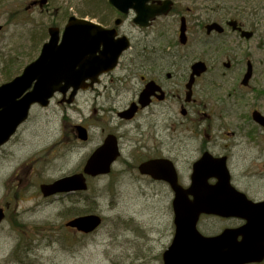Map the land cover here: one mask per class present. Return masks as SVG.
<instances>
[{"label":"rangeland","instance_id":"obj_1","mask_svg":"<svg viewBox=\"0 0 264 264\" xmlns=\"http://www.w3.org/2000/svg\"><path fill=\"white\" fill-rule=\"evenodd\" d=\"M31 1L36 0H0V24L3 25L0 33V85L20 75L38 58L43 44L49 40L50 27L63 33L68 18H82V12L88 13L84 19L98 24H101L99 18H107V10L92 8L98 0H47L45 5L38 2L37 6L35 3L32 6ZM174 1L176 12L156 19L149 29L138 28L133 23V13L119 28L120 34L132 41L131 49L125 53L113 75V85L125 94L118 96L115 88L104 90L101 86L98 88L100 96L90 90L80 92L72 105L61 104L56 97L47 108L34 106L30 120L19 128L12 141L0 149V207L8 208L7 218L0 226V264H163L162 255L173 232L170 197L166 194V185L150 184L138 177L136 141L139 138L134 130L138 125L186 127L189 120L180 114V105L175 107L177 110L169 120L174 126L166 125L161 119L155 120V117L147 118L146 113L125 126L124 129L130 131L123 157L113 166L110 175L90 179L87 192L44 198L39 186L78 173L89 155L103 143L107 133L119 126L115 113L134 100L133 93L127 90L141 85L139 77L131 78L129 83L121 82V85L115 80L127 75L124 69L137 62L146 42H152L157 49L178 50L175 43L179 41L182 17L188 27V45L182 52L192 60L202 59L209 53L217 62H226L231 55L228 50H232V54L238 53L235 63H239L241 69L237 70L238 66L233 63L229 72L222 71L227 76L219 79V84L226 86L220 95L225 114L214 117L210 127L257 129L256 124L242 119L246 117L242 113L249 106L250 113L257 110L264 114V0ZM111 14L108 27H113L118 18L116 12ZM232 16L241 19L239 22L255 36L247 43H239L243 44L241 47L226 36L223 41L229 47L219 46L221 51L215 54L212 47H206L209 38L200 36L198 25L216 19L225 27V19L231 17L230 20H234ZM228 31L231 32L227 28ZM247 60L254 67L250 90L235 92L234 79H240L243 70L246 72ZM10 61H14L12 71H19L11 80H5L3 71ZM111 79L103 78V81ZM76 125L88 128V142L74 137ZM165 145L168 146L166 142ZM182 147L181 155H176L184 171L183 152L187 149L192 154L193 146ZM234 154L236 156L230 163L232 175L239 181H243L240 178L260 180L264 185V144L249 149L237 148ZM254 192H260V189H254ZM88 213L102 216L103 224L98 231L84 235L66 228L68 221ZM14 224L24 226L29 237H20L12 229ZM210 224L214 226V221ZM17 243L18 254L13 261L10 258H13Z\"/></svg>","mask_w":264,"mask_h":264},{"label":"water","instance_id":"obj_2","mask_svg":"<svg viewBox=\"0 0 264 264\" xmlns=\"http://www.w3.org/2000/svg\"><path fill=\"white\" fill-rule=\"evenodd\" d=\"M42 0L40 4H44ZM111 7L122 16L135 14L134 24L147 29L159 17L169 15L172 0H109ZM36 4V3H35ZM123 23L119 18L115 28L101 25L75 16L69 18L61 34L60 29H49V41L41 49L37 60L29 64L23 73L13 81L0 86V148L15 135L18 128L28 119L31 108L40 105L47 108L51 100L62 95L63 101L72 104L80 90L87 91L100 83V77L112 73L119 65L120 58L130 49L127 36H119L116 29ZM239 30L243 37L252 33L243 30L237 22L229 24ZM3 27L0 25V32ZM222 33L218 23L207 26V32ZM180 42L185 45L187 38L186 19L182 18ZM192 84L195 76L207 70L206 64L193 65ZM252 76L249 67L243 84L247 85ZM153 85L147 86L139 103L142 107L149 104L148 98ZM69 97L67 98V96ZM137 112L136 104L121 112L120 118L131 120ZM254 120L264 125V117L254 113ZM78 138L86 142L88 130L76 126ZM121 156L117 138L108 135L103 144L87 159L83 172L66 176L50 184L40 186L45 198L59 194L70 195L88 190V177L96 178L110 174L113 164ZM143 175L170 184L175 192L173 202L175 237L171 246L163 254V264H252L264 260V202L253 203L237 191L230 182L231 174L226 158L215 159L210 154L194 165L192 185L184 189L178 182L176 168L170 160H152L140 166ZM218 178L214 185L210 178ZM193 197L190 199V197ZM220 216L238 218L246 224L236 230L225 231L216 237H206L198 230L201 216ZM5 213L0 208V225ZM102 219L98 215H86L69 221L66 226L85 234L98 229ZM242 237L239 241L238 238Z\"/></svg>","mask_w":264,"mask_h":264},{"label":"flooded vegetation","instance_id":"obj_3","mask_svg":"<svg viewBox=\"0 0 264 264\" xmlns=\"http://www.w3.org/2000/svg\"><path fill=\"white\" fill-rule=\"evenodd\" d=\"M224 25L226 28L222 25L224 29L222 33H219L217 31L208 33L207 24L202 25V23H200L198 25L200 36L202 35L205 38H209V42L206 43V47H212L211 50H213L215 54L220 52L219 46L224 45L226 47H229V45L224 43L223 41V38L226 36H229L227 37L228 39L235 41V45H237L238 47L243 46V44L240 45L239 43H247L255 36V33L249 30V32L253 34L252 37L249 39L243 37L241 31L234 30L229 26L228 20L225 21ZM239 27H242L245 30V27L242 24H240ZM227 28L230 29L231 32L228 31L227 33ZM211 39H214V41L210 42ZM187 45L188 41L185 45H183L180 42L179 38V41L175 43V46L178 49L176 51L161 50L155 48V46H151L149 50H145V58H141L138 56V58L136 59L137 62H135L134 65H130L124 69L128 73L123 78L122 82L129 83L131 78L139 77V84L141 86L137 89L130 88L127 90V92L133 93L134 100L131 101L127 105V107H124L123 109L115 113L116 117L119 120V126L113 131L110 130L106 135V137L108 135H114L117 138L118 145L121 150V157H123V149L129 141L127 138V134L130 131L129 129L126 130L124 128H126L125 126H127L128 124L133 123L140 115H142V113L148 114L147 118L155 117V120L161 119L166 125L174 126V124L169 123V120L172 119V116L177 110L175 107H177V105H180V114L188 118L189 125H187L186 127H180V129L171 128L168 126L151 128L138 125L136 130H134L139 138L138 141H136V169L138 171V177L141 180H146L150 184L166 185L167 187L166 194L168 195V197H170L169 209L173 222V232L169 245L173 242L175 236V215L173 208L175 192L170 184L164 181L154 180L149 175L141 174L140 166L146 162L160 159L170 160L171 162H173L176 168L179 184L184 189H189L192 185L193 167L203 157L204 154H210L215 159L226 158V164L231 174V185L237 191L245 194L247 198L254 203H260L264 201V185L260 180L251 181L245 178H240V180L243 181H239L234 175H232V171L230 169V163L236 156L234 154L235 149H249L252 148V146L259 147L261 143L264 144V125L254 120V113L258 112L263 117L264 114L257 110L250 113L248 106L245 107L246 111L242 113L246 114V117H243L242 114L240 115V117H243V120L249 122L250 124H256L255 126L257 129L248 130L246 129L247 127H236L234 129L210 127L212 125V120L214 117L220 118V116L225 114V110L221 107V105L223 104V99L220 98V95L222 93V90H224L226 86L220 85L219 79L225 78L227 76L225 73H222V71L229 72L232 64L235 63L238 58V53L233 52L232 54V50H228L227 52L231 55L230 57H228L229 59L226 58V62H217L213 57L214 55L210 56L211 54L209 53H206L204 58L202 59L196 58L192 60L188 54H183L182 52V50ZM197 62L205 63L207 70L200 76H195L194 82L190 84L193 74L192 68L193 65ZM246 63L247 69L245 73L242 69L243 72L240 75L241 80L239 79V77H237V79L235 77L234 79L233 90L235 92L244 93L243 91L250 90V82L254 77V67L251 62H248V60ZM235 64L236 66H238L237 70H240V64ZM250 66L252 67V76L248 84L244 85L243 81L246 74L248 73ZM114 74L115 73H110L102 76L100 84H98L90 91H94L97 96H100L101 93L98 88L104 86V90L115 88L118 96L125 94L126 92L122 91V89L116 88L113 85ZM103 78L112 79L109 81H103ZM107 83H111V85H108ZM150 84L153 85V89L151 90V94L148 98L149 104L145 107H142L139 103L140 97L142 93L147 89V86ZM238 96L240 99H243L240 94ZM58 98L60 99V101L62 100V96ZM133 104H136L137 107L135 116L131 120L120 118V112H124L130 109ZM207 126H209V128H207ZM73 132L74 137L76 138L77 133L75 128ZM16 136L17 134L10 141H12ZM165 142L168 144V146L165 145ZM183 145H185L186 148L189 146H193L192 154H189L187 152V149L185 153L182 151L184 155V171H182L179 166L182 164L179 163L180 159L178 157V155H181L180 152L181 149H183ZM250 154L251 152L248 153V155ZM123 160L124 162H128L126 159ZM83 167L79 172L83 170ZM218 180V178L213 177L208 180V183L214 185L218 182ZM257 188L260 189V192H254V189L256 190ZM192 198L193 197L191 196L190 199ZM2 208L4 209L7 218L8 208L6 206ZM205 221L207 222L206 225H204ZM210 221H214V226L210 224ZM244 224L245 221L238 218L202 216L198 224V229L203 235L212 237L220 236L228 230H236ZM75 232L79 233L78 231ZM238 240L240 241L241 237H239ZM260 264H264V262Z\"/></svg>","mask_w":264,"mask_h":264},{"label":"trees","instance_id":"obj_4","mask_svg":"<svg viewBox=\"0 0 264 264\" xmlns=\"http://www.w3.org/2000/svg\"><path fill=\"white\" fill-rule=\"evenodd\" d=\"M212 1H217V0H212ZM97 2V4H95L92 8H94L95 7V10H107V13H106V17L107 18H99L101 21V24L103 25V26H109L108 24H110V22H111V17H112V15L113 14H111V13H113V12H115L113 9H112V7L110 6V4H109V1L107 2V1H105V0H98V1H96ZM218 8V10H221L220 9V7H217ZM176 7L173 9V12L175 13L176 12ZM104 11V12H105ZM188 11H189V9H188ZM172 12V13H173ZM86 15H88V13H84V12H82L81 13V17L82 18H84ZM231 17H229V19H230ZM232 18H234V19H236V20H238L239 18L237 17V16H232ZM225 20H228V19H225ZM213 21H216V19H214ZM238 21H242L241 19H239ZM212 22V21H211ZM155 44H153L152 42H151V44H149V43H147L146 42V44L144 45V49H143V51L141 52L140 51V53H141V56L139 55V57H141V58H145V50H149L150 48H151V46H154ZM221 51V50H220ZM11 62V61H10ZM10 62H8L7 64H8V68H5V70L3 71V77H5L6 79L5 80H11L13 77H14V75H16V74H14L15 72H18L19 70H17V71H15V72H13L12 70H13V66H14V61H12L11 63ZM122 77L121 78H117L115 81H116V83L117 84H119V85H121V82H122ZM209 223V222H208ZM12 229L21 237V236H23V237H25V238H28L29 237V232L28 231H26V228L23 226H21L20 224H14V226L12 227ZM20 232V233H19ZM28 232V235H26V233ZM20 242V241H19ZM19 249V245H18V243H17V246H16V248H15V250H14V252L15 253H13V258H10L11 260H13V261H16L15 259H14V257L18 254L16 251ZM20 250H21V248H20ZM20 250H19V252H20ZM17 263V262H16ZM18 263H20V262H18Z\"/></svg>","mask_w":264,"mask_h":264}]
</instances>
